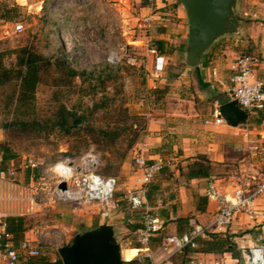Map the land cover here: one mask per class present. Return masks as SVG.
<instances>
[{"label":"rangeland","instance_id":"374dc122","mask_svg":"<svg viewBox=\"0 0 264 264\" xmlns=\"http://www.w3.org/2000/svg\"><path fill=\"white\" fill-rule=\"evenodd\" d=\"M0 2L9 7L19 5L17 11L10 12V21L0 20V50L13 51L28 46L49 60L40 71L32 107L17 106L19 80L0 87V144L10 145L20 158L33 157L43 167L66 156L80 157L92 149L98 155L96 171L104 175V169L108 167V175L118 180L115 197L123 198L133 175L134 150L145 140L152 144L155 133H167L163 168L151 183L166 178L167 188L160 194L161 201L147 195V202L153 213L165 219L163 233L178 232L176 221L169 219L168 215L179 205L178 187L185 184V179L183 175L175 176L179 166L174 158L178 151L172 147L185 134L184 119L187 116L182 114H189L193 109L202 111V101L207 99L200 94L201 84L195 68L185 63L187 33H182L183 36L172 43L168 42L167 47L174 49L165 53L166 70L160 77H153L151 58L146 48L158 39L160 27L151 23L148 28H143L142 18L147 10L143 9L144 6H149L153 12L160 10L156 8L155 0ZM236 12L240 22L239 33L218 38L201 61L220 49L226 51L219 54L228 61L241 54L252 55L258 60L255 74L264 81V0H238ZM19 23L23 25V31L15 32L14 27ZM15 62L14 53L4 56L7 67L14 66ZM215 62L211 65L214 66ZM70 69L76 74L71 75ZM208 96V102L213 103V98L220 97V91L213 90ZM63 109L77 118L69 132L65 131L62 123L60 111ZM20 119L36 120L41 128L21 130L16 125ZM102 130L107 132L103 134ZM239 156H247V166H240ZM229 157L228 165L215 166L217 176L232 174L235 183L253 184L255 179L252 176L260 170L257 151L235 150L229 152ZM150 185L147 191L151 189ZM123 205L125 215L132 217L133 222L120 219L113 229L118 241H131L128 245L131 247L122 251L123 257L129 260L138 250L133 247L137 245L136 234L127 223L136 224L141 211L131 209L126 202ZM96 207L83 205L81 209L91 214L97 211ZM193 215L188 213L187 217ZM31 220L38 222L39 219L33 217ZM76 221L71 237L74 232L89 228L81 220ZM227 232L244 254L253 244L264 242L245 217L235 220ZM212 254L208 258L201 254L197 257L210 264H237L230 253ZM43 259L56 260L61 264L55 246L48 245H43L40 254L27 259V262L37 264Z\"/></svg>","mask_w":264,"mask_h":264},{"label":"built area","instance_id":"2783aa9c","mask_svg":"<svg viewBox=\"0 0 264 264\" xmlns=\"http://www.w3.org/2000/svg\"><path fill=\"white\" fill-rule=\"evenodd\" d=\"M150 23V16L142 18L143 28H148ZM14 31H23V25L21 23L15 25ZM146 52L151 58L152 76L160 77L166 70L167 56L159 51L155 42L147 45ZM257 65V58L248 54L236 56L229 65L231 73L227 91L231 98L249 113L264 110V81L255 74ZM216 75V70L211 71L213 79H216ZM204 123L233 129L242 127L227 125L218 107L208 118L204 119ZM243 132L246 133L245 128ZM258 152L261 167L254 176L255 182L253 184L240 182L232 189L222 192L216 180H209L205 195L208 199L216 201L215 212L205 223L190 216L187 220L188 229L179 233H163L165 222L163 217L153 213L148 206V186L162 170L163 163L162 159L148 158L141 151H135L132 157L133 185L128 188L122 199L115 197L117 178L104 176L96 171L98 155L90 149L80 157L66 156L47 167H43L39 161L28 156L22 157L17 165L12 160L7 167L3 168L0 163V181L17 183L18 167L28 171L32 179L30 184L18 183L21 186L20 192L5 198L1 197L0 200L6 199L23 204L22 214H28L44 205L56 203L70 204L73 211L86 204H95L104 217L112 216L121 209L122 201H125L131 209L141 211V225L135 231L137 245L133 246L138 252L132 259L127 260L122 255L125 247H131L128 246L131 241L125 239L119 241L121 256L125 264L130 260L134 264H210L198 258L197 252L187 255L183 263L176 262L175 257L186 249H198L199 238L209 233L225 232L235 220L245 217L261 218L264 221V210L259 209V200L264 196V147H261ZM61 182H65L64 189L59 187ZM6 216L0 215V264H18L21 254L26 258L38 256L40 248L48 243L45 237L47 231H44V228L37 229L34 238L24 237L16 246L13 244L12 235L6 230ZM156 234L160 235V241L157 247L152 248L150 243ZM55 239L52 242L56 244ZM235 262L237 264L241 262L243 264H264V243L250 246L243 260L236 259Z\"/></svg>","mask_w":264,"mask_h":264},{"label":"crops","instance_id":"0c3cea01","mask_svg":"<svg viewBox=\"0 0 264 264\" xmlns=\"http://www.w3.org/2000/svg\"><path fill=\"white\" fill-rule=\"evenodd\" d=\"M155 4L156 8H159L160 10L153 12L152 8L149 6H144L143 9H147L145 11V16L151 17V23L160 27L158 31L160 36L158 39L165 40L167 43H172L176 38L182 37V33H187L186 15L181 5L176 4L175 0H155ZM185 35L187 36V34ZM220 51L222 50L220 49L217 51L218 53H214V55L206 57L201 61L198 67L195 68V75L201 84L200 94L204 95L205 98L207 97V99H203L202 101L204 102L202 105V111L197 112V110L193 109V112L190 110L189 114H182L183 116H187V119H184V123L186 124V128L184 130L185 134L183 136L181 135L177 141V144H174L172 147L173 150L175 149L178 151L175 153L176 157L174 158L177 160L176 164L179 166V168L177 167L175 170L176 177L180 176V167L181 169L186 170L185 166L189 160L194 159L197 155H205L212 163H219V166L221 164L228 165L226 162L230 159L229 152H234L235 150L239 152L241 150L244 152L256 150L258 153V161L261 167L258 150L261 147H264V118H258L257 114L259 112L264 114V110L250 112L248 122L245 125H241L242 127H240V129H233L227 126L206 125L204 123V119L208 118L212 111L223 103L224 99H232L229 92L227 91L230 81L229 78L231 72L229 70V65L231 61H228L222 54H219ZM222 52L225 53L226 51ZM213 62L216 63V66L211 65ZM213 70L217 71L216 79L211 77V71ZM218 80L221 82V84L218 82ZM213 90L220 91V97L213 98L214 102L211 103L208 102L210 101V97L208 95L212 93ZM243 128H245L246 133L243 132ZM166 134L167 133L162 131L155 133L154 137H152V144L149 145V143H147L145 140V142L139 143L138 147L134 151H141L145 154V156L151 159H162L163 147H166L165 144H167L166 142L168 141ZM1 139L2 136L0 135V140ZM246 157L247 156H239L238 161L241 167L247 166V162L245 161ZM20 159L21 158L19 157L14 159L12 162L17 165ZM29 174L30 173L28 171H24L18 167L16 174L17 183L14 184L9 183L8 181H0V198H5L6 196L14 195L20 192L21 186H19V184L32 183V179ZM254 176L252 177L254 178ZM211 179L216 180V183L222 192L232 189V187L237 184L233 181L234 175L232 174L225 177L213 175L209 178L185 179V184H179L178 187L179 193L177 200L179 205L176 207V209L174 208L169 211L168 218L173 220L177 217H187L188 213H192L195 214L193 216L196 217L198 221L202 223L207 222L212 217L217 208L216 201L208 199L205 195L207 182ZM167 183L168 181L166 179H161L158 183L154 184L158 185L161 194L162 191L167 188ZM129 184L130 187L133 185V175H131ZM157 200L161 201L160 196L157 197ZM86 205H93L96 207L95 204ZM122 207L123 206H121V209L116 211L110 217H104L100 213L99 209H97L95 212H92L91 214L88 211H83L81 208L77 211H73L72 206L66 203L44 205L41 208L35 209L31 213L22 214L24 211L23 204L21 205L17 202L3 199L0 200V215L25 216L28 220L29 227L25 231L23 238H34L35 231L37 229L44 228V231L46 230L48 232H45V237L47 238L48 242L45 245L55 246V248L58 249V247L70 243V240L72 239L70 233L74 228L73 224L77 222L76 220H81L85 226H88L89 228L95 227L104 222L114 225L115 223H119L120 219L133 222L131 221L132 217L125 215L124 208ZM259 209L264 210V196L259 200ZM33 217H38V222H32L31 219ZM140 220L141 219H137V223L134 225H139L140 227ZM246 220L248 223L251 222L254 230H258L260 238H264V221L261 218H246ZM185 225L188 226L187 221L185 222ZM54 238H56V244L52 242ZM20 240L12 241L13 244L17 246ZM159 241L160 235L156 234L151 240V247H157ZM197 254H201V256L204 255L207 258L209 255H213L212 253ZM27 259L31 258H26L21 254L19 263L30 264V262H27ZM234 260L236 261V259ZM50 261L55 264H60L56 260Z\"/></svg>","mask_w":264,"mask_h":264},{"label":"water","instance_id":"95a60500","mask_svg":"<svg viewBox=\"0 0 264 264\" xmlns=\"http://www.w3.org/2000/svg\"><path fill=\"white\" fill-rule=\"evenodd\" d=\"M237 1L175 0L176 4L183 7L186 15L184 58L188 67H198L202 56L218 38L239 33ZM218 110L227 125L232 127L245 125L249 120V112L241 108L235 99L220 104ZM65 115L72 127L77 118L68 110H65ZM59 187L64 189L65 182H61ZM57 252L62 264H125L113 225L106 222L75 233L71 242L60 246Z\"/></svg>","mask_w":264,"mask_h":264},{"label":"trees","instance_id":"16d2710c","mask_svg":"<svg viewBox=\"0 0 264 264\" xmlns=\"http://www.w3.org/2000/svg\"><path fill=\"white\" fill-rule=\"evenodd\" d=\"M18 8L19 5L15 4L14 6L9 7L6 3L0 2V20L10 21L12 18L10 12L13 10L17 11ZM155 44L159 51L163 54L169 53L171 52V50L174 49L172 47L168 48V43L162 39L156 40ZM7 53L15 54L16 62L14 66L7 67L5 65L4 56ZM48 62V59L44 58L40 54L35 53L28 46H21L16 49H13V51L0 50V87L5 85L6 83L12 82L13 80H19L20 83L18 87V94L16 96L17 106L25 108L32 107L34 105L33 102L35 98V89L38 83L40 82V71ZM70 74L75 75L76 72L73 69H70ZM228 100L230 99H224L223 103ZM60 113L62 123L65 125L64 129L66 132H69L70 126L66 120L65 110H61ZM257 116L261 119L264 118V114L260 112L257 114ZM16 125L21 130H39L41 128V124L36 120L28 121L20 119L16 122ZM101 132L105 134L107 131L102 130ZM133 145L134 143L130 146V148H132ZM17 158H19V155H17L16 151L12 147H10V145L0 144V163L3 168L7 167L12 160ZM216 165L218 166L219 163H212L205 155H197L194 159L189 160V162L185 166L186 170H183L180 167V175H183L184 179L186 180L191 178H209L213 175H217L215 170ZM104 176H113L108 175V167L104 169ZM150 188L151 189L147 191L148 198L151 196L152 198H157L158 196H160V189L158 185L153 183L150 185ZM124 203L125 201H122L121 205L124 206ZM188 218L189 217H177L174 219L176 221V229L178 232H183L188 229V226L185 225V222ZM5 221L6 230L12 235V239L14 241L22 239L25 231L29 227L27 218L22 215H7L5 217ZM127 225L128 228H130L133 232H135V230L139 227V225H132L130 223H127ZM198 244V249H186L183 253L175 257V261L183 263L185 262L187 255L193 252L205 254L227 252L230 253L235 259L243 260L244 258V250L236 244L232 235H230L227 231L221 233H209L205 237L199 238ZM126 263L134 264L132 260ZM37 264L55 263L51 262L49 259H43Z\"/></svg>","mask_w":264,"mask_h":264},{"label":"bare ground","instance_id":"6f19581e","mask_svg":"<svg viewBox=\"0 0 264 264\" xmlns=\"http://www.w3.org/2000/svg\"><path fill=\"white\" fill-rule=\"evenodd\" d=\"M125 248H129V247H125Z\"/></svg>","mask_w":264,"mask_h":264}]
</instances>
